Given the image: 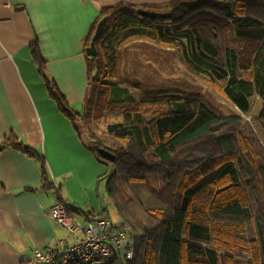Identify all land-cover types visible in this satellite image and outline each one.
<instances>
[{
    "label": "trees",
    "instance_id": "16d2710c",
    "mask_svg": "<svg viewBox=\"0 0 264 264\" xmlns=\"http://www.w3.org/2000/svg\"><path fill=\"white\" fill-rule=\"evenodd\" d=\"M138 10L102 9L92 25L87 46L108 16L97 56L87 58L83 113L46 77L38 44L29 49L50 98L111 168L105 194L134 242L129 264H264V0H172L144 9L153 18ZM138 40L174 50L191 73L222 85L237 112L215 113L196 98L133 99L112 79L120 49ZM255 96L262 111L253 130L241 114L250 113ZM7 148L35 156L15 137L0 143V151Z\"/></svg>",
    "mask_w": 264,
    "mask_h": 264
},
{
    "label": "crops",
    "instance_id": "0c3cea01",
    "mask_svg": "<svg viewBox=\"0 0 264 264\" xmlns=\"http://www.w3.org/2000/svg\"><path fill=\"white\" fill-rule=\"evenodd\" d=\"M171 1L0 0V143L15 137L35 154L0 151V264H24L35 249L65 239L48 215L58 201L53 183L80 223L110 209L107 166L90 153L50 98L30 45L38 44L46 77L69 107H83L89 85L85 51L101 10L118 5L154 9Z\"/></svg>",
    "mask_w": 264,
    "mask_h": 264
},
{
    "label": "rangeland",
    "instance_id": "374dc122",
    "mask_svg": "<svg viewBox=\"0 0 264 264\" xmlns=\"http://www.w3.org/2000/svg\"><path fill=\"white\" fill-rule=\"evenodd\" d=\"M112 80L137 101L186 97L198 99L218 114H229L234 110L220 93L222 85L217 84L215 88L205 79L191 73L180 63L174 50L157 47L146 41H132L120 49L117 74ZM250 104V113L241 116L254 130V119L262 111V101L255 96L250 100ZM70 108L78 113L84 111L81 105ZM110 121L111 119H108V122ZM100 131H103V128ZM110 173L111 168L107 166L106 178ZM109 210V217L117 224L119 217L116 211L112 206Z\"/></svg>",
    "mask_w": 264,
    "mask_h": 264
},
{
    "label": "built area",
    "instance_id": "2783aa9c",
    "mask_svg": "<svg viewBox=\"0 0 264 264\" xmlns=\"http://www.w3.org/2000/svg\"><path fill=\"white\" fill-rule=\"evenodd\" d=\"M50 208L49 217L66 233L63 240L44 249H35L24 264H129L134 257V242L109 217L108 208L86 223H80L74 209L60 196Z\"/></svg>",
    "mask_w": 264,
    "mask_h": 264
},
{
    "label": "water",
    "instance_id": "95a60500",
    "mask_svg": "<svg viewBox=\"0 0 264 264\" xmlns=\"http://www.w3.org/2000/svg\"><path fill=\"white\" fill-rule=\"evenodd\" d=\"M138 13L141 16H145V17H148V18H153V17L157 16V13L152 12V11H148V10H144V9H139ZM107 21H108V16H105V17L100 18V20L96 24L94 33H93V35L91 37V40H90L88 46L86 47V51H85L86 55L89 58L97 56L96 41L98 40L102 30L106 26ZM97 153L102 159H104L106 161H109V162H113L114 161L113 155L111 153H109L105 149H99Z\"/></svg>",
    "mask_w": 264,
    "mask_h": 264
}]
</instances>
